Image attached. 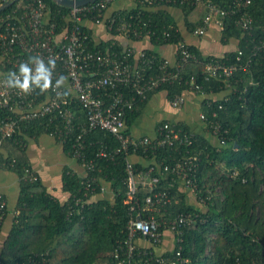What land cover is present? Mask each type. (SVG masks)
I'll return each mask as SVG.
<instances>
[{"label": "trees", "instance_id": "trees-1", "mask_svg": "<svg viewBox=\"0 0 264 264\" xmlns=\"http://www.w3.org/2000/svg\"><path fill=\"white\" fill-rule=\"evenodd\" d=\"M115 1L108 4L107 14H133L149 22L150 35L142 39L149 42L144 48L156 54L157 59L164 56L156 47L176 44L184 38L171 8L183 11L187 32L203 22V17L192 20L189 14L196 8H203L204 14L207 10V0L200 3L194 0L153 3L136 0L134 5L111 9ZM212 1L220 7L239 2L242 10H248L252 17L251 27L243 28L237 23L240 11H230L224 16L223 28L220 27L221 39L224 42L236 39L235 45L223 55H217L206 53L196 43H190L196 57L185 63L183 79L167 82L155 90H165L171 98L190 88L194 77L202 91L208 94L203 100L204 112L211 116L213 109L217 110V118L228 128L227 142L221 144L206 122L203 121V131L194 130L186 122H178L194 136L189 147L196 156L198 166L194 185L189 187L196 194V202L191 203L187 199L186 191L181 188L186 184L179 176L162 170L163 163L174 162L185 147L177 149L166 145L147 151L130 148V154L121 150L113 157L97 156L101 146L117 148L120 142L108 130L93 129L86 135L85 150L88 156L95 158V168H85L87 173L83 175L66 169L62 175V188L69 196L62 199L53 194L41 178H23L24 166L32 165L24 155V146L15 142L14 137L8 138L4 144L12 145L20 152L12 165V153L5 156L0 150V166L6 162L22 175V179L15 214L5 238L0 242V264H35L29 261L31 255L37 260L46 256L44 264H120L115 252L120 246H126L130 218L148 216V211L143 208L149 193L147 186L139 183L134 197L128 193L127 159L132 161L136 175L147 172L153 166L151 175H161L159 187L170 190V201L160 211H155L158 219H174L180 213L191 218L190 222L181 225V234L173 231V249L160 254H172L181 244L183 254L190 258L192 264H264V50L254 52L252 49L256 42L264 38V0H251L247 4H244L245 0ZM46 2L51 17L56 18L59 24L64 23L61 15L69 11V6L55 0ZM10 8L4 7L0 15ZM85 29L90 35L91 48H123L114 36L96 40L92 29L87 25ZM113 34L116 32L113 31ZM142 39L133 37L131 41ZM240 50L243 62L248 56L252 57L246 69L239 68L229 78L206 76L205 68L209 60L219 58L227 63L235 62ZM152 70L156 71L157 67L150 72ZM3 72L6 68L0 61V73ZM154 92L127 111L125 130L131 131ZM213 92L221 93L211 94ZM74 106L82 114L80 120H85L81 107L77 103ZM163 121L160 120L157 126ZM43 132L47 131L41 118L28 123L17 136L26 140L29 135ZM63 144L66 149L72 150L71 142ZM92 177L95 180L90 182ZM89 182L91 187H86ZM105 184L111 193L101 190ZM77 197H81L79 203L75 200ZM2 228L3 225H0V235ZM160 229L163 230V226ZM179 236L182 237L181 242L176 240ZM138 237L141 236H135L137 252L131 264H159L147 254L138 252L144 248L156 250L154 246L140 245Z\"/></svg>", "mask_w": 264, "mask_h": 264}, {"label": "built area", "instance_id": "built-area-1", "mask_svg": "<svg viewBox=\"0 0 264 264\" xmlns=\"http://www.w3.org/2000/svg\"><path fill=\"white\" fill-rule=\"evenodd\" d=\"M9 1L11 8L0 15V58L4 63L6 72L0 73V149L8 138L25 146L26 140L20 136L24 126L36 119H44L45 130L63 142H71L73 154L78 157L85 168H95V158L86 154V135L96 128L112 132L120 142L117 148L101 146L96 152L97 156L113 157L116 152L123 150L129 153L130 148H143L144 151L155 150L169 145L185 147L180 151L174 162L163 163V171H169L180 177L187 186L194 185V175L198 162L195 154L190 150L194 136L192 132L184 130L178 122L165 120L157 126V134L152 137L148 134L134 135L126 128L127 111L133 109L136 102L147 99L151 92L167 82L181 81L185 63L195 58L190 44L184 38L176 43L177 58L170 60L149 53L144 47L127 45L122 49H106L89 46L90 35L85 29V20L95 24H104L116 34L128 38H144L150 35L151 27L148 21L140 16L121 13H108L106 8L112 0H93L86 4L69 6V11L62 14L64 23L59 24L56 18L51 17L46 0H0V5ZM150 3L171 0H147ZM200 3L204 0H194ZM251 0H245L244 4ZM206 12L203 22L195 28L196 34H203L207 26L216 22L221 28L224 26V16L230 11H240L237 23L243 28H250L252 17L248 10H242L239 2L229 7H220L212 0L205 1ZM254 52L264 50V38L256 42L252 48ZM242 51L237 55V61L227 63L214 58L206 63V76L216 78H229L239 68L246 69L252 57L248 56L242 61ZM39 56L48 63V59L55 60V69L52 72V85L47 92L41 93L35 88L31 94H18V89L8 88L5 84L8 73L18 74L21 62L28 61L29 57ZM153 72H150L151 69ZM33 67L34 65H30ZM63 76L65 84L56 88V81ZM189 89L202 90L194 77ZM185 102L183 93L171 97L174 106H182ZM78 104L84 111L85 120L75 108ZM221 107L222 105L219 104ZM217 110L211 116L201 112V119L209 124L211 131L218 136L221 144L227 142L226 128L217 118ZM16 161L12 158L11 164ZM23 178L38 179L32 167L24 166ZM128 193L134 197L139 183L147 186L149 193L146 196L144 209L148 216H133L128 222V238L126 246L116 249L115 256L120 264H131L136 254L137 244L135 236L139 234L153 244H159L163 238V231L170 229L181 234V225L191 221L188 215L178 214L174 219H158L155 211H160L170 199V190L160 188V174L151 175V166L147 172L136 175L134 165L127 159ZM87 173V172H86ZM85 173V174H86ZM95 177L89 179L90 182ZM86 187H91V183ZM105 185L101 186L104 191ZM79 203L81 197H77ZM8 215L7 198L0 191V225ZM163 226V230L160 229ZM182 241L179 236L176 239ZM122 252V254H121ZM147 254L150 259L159 264H192L188 256L182 252V245L173 250L172 254L162 255L154 249L144 248L138 251ZM30 262L44 264L46 256L41 260ZM25 264H28L27 262Z\"/></svg>", "mask_w": 264, "mask_h": 264}, {"label": "crops", "instance_id": "crops-1", "mask_svg": "<svg viewBox=\"0 0 264 264\" xmlns=\"http://www.w3.org/2000/svg\"><path fill=\"white\" fill-rule=\"evenodd\" d=\"M135 2L136 0H116L110 8H123L134 5ZM170 10L176 16L179 23L178 27L180 28L184 39H186L189 44L194 42L206 53H215L217 55H223L235 45L236 39L225 42L222 41L221 28L216 22L210 23L203 34H196L195 29L187 32V25L183 11L176 8H171ZM203 12V8H196L189 14V17L192 20H197L203 17ZM85 25L92 29V34L96 40L107 39L114 36L123 44V47L127 45L144 47L149 44L145 39L133 42L131 41V38L122 34L114 35L108 30L106 25L95 24L89 19L85 20ZM176 47V44H166L158 46L156 49L162 56L167 57L170 60H175L177 58ZM220 93L216 94L213 92L211 94L219 95ZM183 94L185 96V102L182 106H174L171 103V98L168 97L167 91H155L146 107L143 109L141 115L133 124L131 132L136 136L148 134L155 137L157 134V124L160 120L186 122L194 130L203 131L204 122L201 119L200 114L204 111L203 100L208 94L202 90L189 88L186 89ZM9 147L12 148V145L4 144L0 150L5 153V156L8 153H12V157H16L20 152L19 149H11ZM71 151L72 150L66 149L63 141L48 132H43L36 136H27L26 145L24 146V155L27 161L32 165V168L35 170L38 177L41 178L53 194L62 199H66L69 196L68 192L62 188L63 172L67 169V171L71 170L79 175L85 173V167L82 162ZM136 156L137 155H134V157ZM134 157L132 156L133 159ZM140 160H142V158H140ZM21 179L22 175L6 162L1 164L0 191H2L7 198L8 215L2 224L3 228L0 235V242L5 238L10 223L12 222L13 215L15 214V207L20 194ZM181 188L186 191V196L189 202H196V194L191 187L184 185L181 186ZM104 191L105 193H111V189L106 184ZM137 242L146 247L154 246L157 252L172 250L174 247V232L170 229H166L162 241L159 244H153L142 237H138Z\"/></svg>", "mask_w": 264, "mask_h": 264}, {"label": "clouds", "instance_id": "clouds-1", "mask_svg": "<svg viewBox=\"0 0 264 264\" xmlns=\"http://www.w3.org/2000/svg\"><path fill=\"white\" fill-rule=\"evenodd\" d=\"M30 65H34L30 67ZM55 69V60L48 59L47 65L39 56L29 57L28 61L21 62L16 72L8 73L5 84L8 88L18 89V94L28 95L39 88L41 93L47 92L52 85V72ZM65 84V78L61 76L55 84L56 88H60Z\"/></svg>", "mask_w": 264, "mask_h": 264}, {"label": "water", "instance_id": "water-1", "mask_svg": "<svg viewBox=\"0 0 264 264\" xmlns=\"http://www.w3.org/2000/svg\"><path fill=\"white\" fill-rule=\"evenodd\" d=\"M55 1L59 4L65 5V6H73V5L86 4V3L91 2L93 0H55ZM7 5H9V1L2 3L0 5V10H2Z\"/></svg>", "mask_w": 264, "mask_h": 264}]
</instances>
